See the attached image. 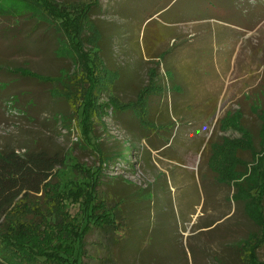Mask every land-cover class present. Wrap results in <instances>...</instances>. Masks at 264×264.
<instances>
[{
    "label": "rangeland",
    "instance_id": "374dc122",
    "mask_svg": "<svg viewBox=\"0 0 264 264\" xmlns=\"http://www.w3.org/2000/svg\"><path fill=\"white\" fill-rule=\"evenodd\" d=\"M51 1L65 6L92 5L79 30L80 50L62 35L63 41L58 53L63 58L53 57V52L18 53L14 51L15 45L10 39L5 40L0 34V61L9 62L12 66L26 65L35 73L43 75L57 74L63 68L78 82V79H84L82 63L86 53L92 55L96 50L105 51L106 57L102 58V65L108 70L101 74L99 66L98 71L105 84L108 81L105 77L116 79L121 84L114 93L119 99L116 101L118 105L134 101L138 88L151 81L155 85L161 84V93H156V97L149 96L155 134L159 137L153 135L152 138L157 142L162 141L161 139L169 140L165 150H152L148 141L142 139L135 112L134 115L131 113L132 110L139 109L134 104L130 107L132 110L126 113L123 111V114L120 111L115 113L110 106L105 109L100 122L95 121L96 142L101 148L110 150L113 147L120 148L121 145L132 147L130 164L118 162L109 166L104 174L117 177L119 189L133 193L137 188L134 198L148 210L141 213L142 219L135 217L136 221L133 223L141 225L140 227H129L122 240L125 249L120 245H109L102 232L92 231L86 237L87 253L83 263L99 264V259L104 258L106 253L113 252L120 262L123 258L125 264H241L239 245L247 241L258 245L255 254L259 260L264 261V228L255 225L248 218L242 205L257 196V192H253L256 186L261 185L264 189V134L254 141L252 138L247 139L248 129L256 135L259 123L261 129L264 127V111L260 110L264 106V0ZM167 4L170 10L162 15L161 20H164L165 25L169 23L170 33L177 38L170 41L166 48H162L163 51L178 49L175 46L179 41H191L196 31L193 27L198 25L203 28L204 25L197 22L194 25L193 21L199 16H214L218 19L210 24L218 31L217 36H209L207 40L202 38V45L209 47L210 54H223L222 48L224 52L226 50L232 53L233 40L227 36L236 33L239 26L242 28V35L247 37L241 41L237 56L238 70L231 74L235 81L233 87L228 88L227 96L220 100V111L231 110L222 130L216 127L213 129L208 120L201 119L199 111H203L205 106L207 109L208 105L202 103V85H213L215 83L211 82L212 79L224 78L225 74L218 71L224 65L215 63V73L207 74L209 67L204 63L207 61H201V65L195 61V69L192 67L191 71L196 73L192 78L196 87L193 91L192 88L185 91L176 87L182 85V80L176 81L170 77L166 72L168 65L161 58L147 59L140 51V35L146 46L152 35L158 33V36H162L168 30L158 19V22H152L153 19L160 18L165 9L150 18ZM0 27L5 26L0 24ZM153 28L161 29L156 31ZM46 34L49 36L52 32L47 31ZM96 39L98 41L94 46ZM181 48L185 49V55L188 54L186 45ZM202 58L205 59L204 56ZM180 61L183 64V58ZM183 69L175 70L176 78L181 75L177 72H183ZM10 78L5 80L10 81L6 90L0 84V149L13 147L22 152L23 147H33L35 144L44 145L53 151L64 149L71 159L94 172L98 166L97 157L81 142V129L74 119L73 107L50 94V87L56 88L59 85L42 84L17 76ZM223 83L224 80L222 85ZM217 90L215 86L214 91ZM259 91H262V96H258L261 94ZM107 92L100 93L101 103H109L108 98H113L114 94L109 96ZM59 112L71 114L70 131L61 127ZM206 116L207 113L204 114L205 120ZM151 127L147 125V133ZM212 132L214 136L211 138L220 144L223 158L229 163H221V168L224 167L222 179H227L225 184L217 182L216 176L207 168L209 150L206 142ZM226 141H229L228 144L221 146ZM233 141L260 151L256 157L251 158L246 148L242 150V157L248 164L244 165L245 174L240 177L232 172L236 166H241L234 163L239 160L233 158L232 151L235 150L232 147L237 146ZM260 159L262 164H258ZM70 162L68 159V164ZM253 173L263 176L262 184H259V178H247ZM72 176L80 178L82 175L74 172ZM245 179L247 183L244 188L240 187L239 194L245 195L246 200L242 199L239 203L234 201L233 193L236 184H241ZM149 187L153 189V193L139 191L140 188ZM70 212L75 215L76 209L71 207Z\"/></svg>",
    "mask_w": 264,
    "mask_h": 264
},
{
    "label": "trees",
    "instance_id": "16d2710c",
    "mask_svg": "<svg viewBox=\"0 0 264 264\" xmlns=\"http://www.w3.org/2000/svg\"><path fill=\"white\" fill-rule=\"evenodd\" d=\"M168 4L150 18L165 9L160 14V18H163L162 15L170 10ZM91 6H65L51 0H0V24L5 26L0 27V34L5 40L10 39L15 45L14 51L18 53L38 51L41 54H51L53 52V57L63 58L59 57L58 53L63 41L62 35L80 50L81 31L79 30L91 11ZM153 21L156 22L154 19ZM39 31L42 32L37 34L36 32ZM47 31H51L52 34L48 36ZM92 32L96 35L94 31ZM97 41L98 39L94 46ZM29 44L31 45L28 47ZM101 52L96 50L92 55L86 53L82 63L84 79H78V82L63 68L59 69L57 74L43 75L35 73L26 65L12 66L13 64L9 62L0 61V84L4 85L5 90L10 86L8 84L10 81H5L11 79L10 76L35 80L42 84L59 85L56 88L50 87V94L73 107L74 119L78 121L81 129V142L92 150L98 161V166L93 172L71 159L64 149L53 151L41 144L23 147L22 152L13 147L0 149V264H84L83 259L87 253L86 237L92 231L102 232L109 245H120L125 249L122 240L125 239L129 227L136 229L141 226L133 223L136 221L135 217L142 219L141 213L148 209L135 200L137 188L133 193L119 189V179L104 174L109 166L118 162L130 164L132 147L121 145L120 148L104 150L96 142L94 123L100 122L105 109L110 106L115 113L120 111L123 114V111L126 113L134 104L139 109L137 111L131 109V113L134 115L135 112V118L139 121L142 139L147 140L154 151L165 150L168 148L166 146L169 140L160 138L162 141L157 142L152 138L153 135L157 137L158 135L155 134V121H152L149 107V96L156 97V93H161V84L155 85L151 81L138 88L134 101L123 105L118 102L120 104L118 105L116 101L119 99L114 93L121 84L116 79L106 77L108 81L105 84L100 78L98 67H101V74L108 70L102 65V58L106 57V52H102L103 56L100 55ZM149 74L152 76V73ZM102 91H108L109 96L114 94L113 98H108L109 103L99 101ZM259 94L258 96H262V91H259ZM260 110L264 111V106ZM70 115L59 112L58 120L61 121V127L67 131H70L72 124ZM226 120L227 118L219 121L221 130ZM148 124L152 127L147 133L145 129ZM248 131L247 139L252 138L254 141L264 134V127L261 129L259 123L255 131L256 135L252 133L253 131L249 129ZM228 142H224L221 146L227 145ZM233 144L237 145L232 147L235 150L232 151L233 158L240 161L234 163L241 166H236L232 172L240 177L245 174L244 165L248 164V161L242 157V150L246 148L251 158L256 157L260 151H256L254 147L252 149L244 147V144L237 141H233ZM219 145L216 141L206 142L209 150L206 164L208 170L216 176L217 182L224 183L227 179H222L224 167L221 168V163L223 161L224 165L229 163L224 160L222 147ZM232 148L230 147L231 150ZM262 149L264 150V147ZM68 159L71 160L70 164ZM262 162L260 159L258 164ZM74 172L81 173L82 176L76 178L72 176ZM254 177L259 178V184H262L263 176L260 174L253 173L247 178ZM246 183L245 179L241 184H236L234 201L240 203V200H246L245 195L239 194L240 187L244 188ZM126 186L131 187L128 184ZM139 191L154 192L150 187L140 188ZM253 192H257V196L249 199L245 205L242 204L243 212L255 225L264 228V189L258 185ZM71 207L76 209L75 215L71 214ZM120 231L123 232L119 234ZM257 246L248 241L239 245L241 264H264V261L259 260L255 254ZM98 263L125 264L126 262L123 258L120 262L113 252H108L104 258L99 259Z\"/></svg>",
    "mask_w": 264,
    "mask_h": 264
},
{
    "label": "crops",
    "instance_id": "0c3cea01",
    "mask_svg": "<svg viewBox=\"0 0 264 264\" xmlns=\"http://www.w3.org/2000/svg\"><path fill=\"white\" fill-rule=\"evenodd\" d=\"M157 15V14H156ZM162 22L164 20H161L163 18H155V21L158 22V20ZM218 19H215L214 16L211 17H203L199 16L197 20L193 21L194 25L198 24H204L203 28L198 27H193L194 30V38L191 41H179L177 42L175 48L178 46L179 48L176 50H169L168 51H163L162 48H166L170 41L175 40L177 38L176 35H173L170 33L169 29V23L167 25L163 24L165 27L168 28V30H165V34L163 33L162 36H158V33L152 35L150 37V41L147 43L145 46L144 44V38L142 35H140V51L141 53L147 58V59H155L156 57L161 58L163 60V63H165L167 68L166 72L170 75V77L176 81H179L180 79L182 80L181 84L176 86L177 88H182L186 91V89H191L192 91L196 87L195 83L192 81L193 76L195 77L196 73H192L191 69L192 67L195 69L194 62L197 61L199 65H201V61H207L204 63H207V66L209 67V71L207 74L214 72L216 70V64L220 63L221 65H224L223 69H218L219 73L225 74L224 78L222 79H212L211 82H214L215 84L212 85V83H209L208 86L202 85L204 89L202 94V103L204 102L207 105L203 108V111H199V114H201V119H204V121H209L210 126L214 129H220L219 127V121L221 119H225L228 117L229 112L231 111L230 109L226 110H221L220 111V103L221 99H224L227 95V89L230 87H233V83L235 82L234 77H231L232 72H236L238 70V65H237V56L240 50V45L241 41H243V38H247L246 35H242L241 31L242 28L239 26L238 29L236 30V33H230L227 38H230L233 40V51L232 53H229V51L224 52V49L222 48L221 51L223 54L220 55H213L208 53L209 52V47L208 46H203L202 45V38L205 37L206 40L208 39L209 36L215 35L217 36L218 31L216 28L211 27V22H215ZM197 22V23H196ZM201 28V30H199ZM156 31H160L161 28H153ZM162 30H164L162 28ZM214 32V33H213ZM157 37V38H156ZM226 38V39H227ZM162 40V41H161ZM205 40V41H206ZM186 42H190L189 44ZM183 45H186V54L185 55V49H182L181 47ZM172 46V45H171ZM190 46V48H188ZM179 51V52H178ZM205 57L203 59L202 57ZM183 58V64L180 61ZM216 63V64H215ZM232 65V66H230ZM179 66V67H178ZM183 69V72H177V74L181 73V75H177V78L175 76V70L176 69ZM178 71V70H177ZM230 71V72H229ZM228 72V74H227ZM191 73V74H190ZM199 73V72H198ZM192 75V76H191ZM200 76V73H199ZM224 80V83L222 85V81ZM217 84V85H216ZM194 85V86H193ZM183 86V87H182ZM215 86L217 87V91H214ZM205 92V93H204ZM210 97V98H208ZM207 98V99H206ZM213 98V99H212ZM209 111V113L207 112ZM191 112H194L191 110ZM223 112V113H222ZM252 112V111H251ZM198 113V112H196ZM207 113L206 120L204 117V114ZM239 113L242 114V111H239ZM181 119V118H180ZM248 127V126H247ZM210 136L208 137L207 141H212L215 142L216 139H212L211 136L213 135V132L209 134Z\"/></svg>",
    "mask_w": 264,
    "mask_h": 264
}]
</instances>
